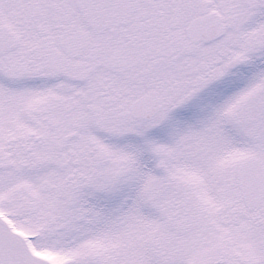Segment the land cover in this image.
Masks as SVG:
<instances>
[{
    "label": "snow or ice",
    "instance_id": "snow-or-ice-1",
    "mask_svg": "<svg viewBox=\"0 0 264 264\" xmlns=\"http://www.w3.org/2000/svg\"><path fill=\"white\" fill-rule=\"evenodd\" d=\"M0 264H264V0H0Z\"/></svg>",
    "mask_w": 264,
    "mask_h": 264
}]
</instances>
